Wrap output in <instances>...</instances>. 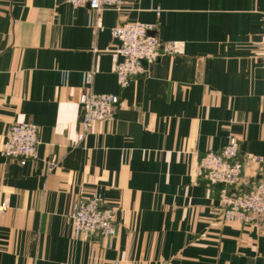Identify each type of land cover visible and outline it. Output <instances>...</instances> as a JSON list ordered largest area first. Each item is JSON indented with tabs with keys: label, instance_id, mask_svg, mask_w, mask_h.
I'll return each instance as SVG.
<instances>
[{
	"label": "crops",
	"instance_id": "obj_1",
	"mask_svg": "<svg viewBox=\"0 0 264 264\" xmlns=\"http://www.w3.org/2000/svg\"><path fill=\"white\" fill-rule=\"evenodd\" d=\"M95 13L62 0H0V264H264V219L220 220L222 186L195 174L229 135L264 158V0H122ZM154 24L174 45L120 89L111 29ZM118 95L110 122L78 127L83 74ZM38 129L35 158L1 154L8 127ZM52 165V166H51ZM264 181L245 165L236 191ZM98 191L115 235L76 240L74 202Z\"/></svg>",
	"mask_w": 264,
	"mask_h": 264
},
{
	"label": "built area",
	"instance_id": "obj_2",
	"mask_svg": "<svg viewBox=\"0 0 264 264\" xmlns=\"http://www.w3.org/2000/svg\"><path fill=\"white\" fill-rule=\"evenodd\" d=\"M73 7H87L95 13L103 8L120 9L122 0H62ZM264 22V15L262 17ZM155 25L145 23H125L111 29L113 39L120 43L116 54L122 57L116 62L113 73L120 89L135 77H145L151 72L153 64L163 55H172L174 45L160 41L154 34ZM258 44L264 60V34ZM92 72L83 74L85 89L79 97L80 119L78 123L81 135H87L95 123L110 122L115 118L120 104L118 95L97 94L90 90ZM38 145V129L28 122L12 124L8 127L1 154L9 161L24 165L35 158ZM238 140L229 135L220 152H208L199 158L195 174L208 186H222L219 193L220 220L226 222H250L255 216L264 219V181L251 183L243 191H236L242 171L247 164L264 166V158L247 155L238 159ZM52 166V165H51ZM98 191L79 197L73 204L68 220L72 236L76 240H88L93 236L110 239L115 235L114 210L102 206ZM7 209L0 187V215Z\"/></svg>",
	"mask_w": 264,
	"mask_h": 264
},
{
	"label": "water",
	"instance_id": "obj_3",
	"mask_svg": "<svg viewBox=\"0 0 264 264\" xmlns=\"http://www.w3.org/2000/svg\"><path fill=\"white\" fill-rule=\"evenodd\" d=\"M116 43H117V46L119 47L120 46V43L116 40ZM122 61V57H118V62H121Z\"/></svg>",
	"mask_w": 264,
	"mask_h": 264
}]
</instances>
